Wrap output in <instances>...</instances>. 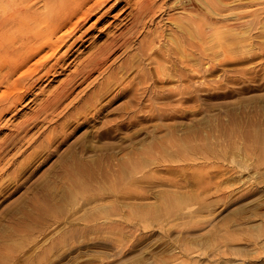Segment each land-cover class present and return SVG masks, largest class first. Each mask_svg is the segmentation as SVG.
Masks as SVG:
<instances>
[{
    "label": "rangeland",
    "instance_id": "rangeland-1",
    "mask_svg": "<svg viewBox=\"0 0 264 264\" xmlns=\"http://www.w3.org/2000/svg\"><path fill=\"white\" fill-rule=\"evenodd\" d=\"M44 1L0 0V23L46 13ZM107 1L64 65L35 58L0 87V264H264V0H199L206 16H191L214 34L205 56L195 41V68L158 78L117 68V52L83 82L87 53L128 25L127 0ZM181 1L158 3L185 17ZM69 78V99L34 121Z\"/></svg>",
    "mask_w": 264,
    "mask_h": 264
},
{
    "label": "bare ground",
    "instance_id": "bare-ground-1",
    "mask_svg": "<svg viewBox=\"0 0 264 264\" xmlns=\"http://www.w3.org/2000/svg\"><path fill=\"white\" fill-rule=\"evenodd\" d=\"M92 1L93 0H78L77 2L75 1V3H72V0H45L44 2L46 4V8H48L46 13L42 14L38 10L36 11L33 10L30 13L29 17L22 21H12V22L6 21L0 23V40H1V36L6 37V39H3L4 44L0 43V87L1 86L3 87L4 84L7 85L10 79L13 78L15 71H17L20 68L28 67V64L31 61H33L35 58L36 60L32 63V65H34L35 68H39L42 70L52 60H54V62L52 61L53 63L51 64L50 68H56L61 63L64 65L66 60L69 58L70 54L74 50V48L77 46L78 42L82 41L81 40L82 37L89 31L91 27H93L96 24L99 18L92 26H90L85 31L81 32L80 35H78L75 39L73 38L74 35L77 34L82 29L84 23L90 17L98 13L99 9H101L102 5L106 3L107 0H97L91 3ZM121 1L122 0H116L115 2L116 4H119L121 3ZM126 5L129 8L131 7L130 11L126 14V17L124 18L127 19L128 25H125L124 28H119L115 33L111 35L107 34L106 36L107 38L103 42L101 41V44L98 45L95 44V46H93L91 50L87 53V56L84 57V60L79 64V66L77 65L78 67L76 68H80V69L75 70L74 73L78 72L79 74L78 76L82 77L83 82L86 79H89V77L93 72L100 71L102 68L104 69L110 68L111 66L110 64H112L110 63V61L115 62L117 59H119L118 56L115 55L117 52H121L122 55L128 54V60L127 61L125 60V62L118 65L117 68H126V69L153 68V73L158 78H161L162 76L165 77L168 75V73H166L167 68H195L193 63V55H194L193 50L195 47V41L198 42L199 44L200 54L204 56L206 55L208 50L207 44L212 34H214V30L212 29L210 23L204 20V17L206 16L207 12L205 7L199 0H188V1L180 2L179 7H181L182 10L185 12V17H180V16L177 17L174 16L172 13L169 14L168 12H164L165 11L164 5L158 3V0H127ZM199 9L202 10L200 14L204 16L203 17L204 21L202 20L197 21L191 16L190 12L195 10L199 11ZM166 10L169 9L166 8ZM225 10L226 9H224L223 11L222 7L216 5L215 9L211 10V13L215 16L219 15L221 17L222 15H225L224 14ZM72 38L73 40H71ZM225 45H227V43ZM117 55H119V53ZM231 57L232 56L230 54V50L226 49L224 51V60L229 61L231 60ZM108 63L110 64L108 65ZM4 66L16 68V69L8 72L5 71L4 73H2L3 68L1 67ZM107 70L108 69H106V71ZM120 75L121 74H119V76ZM146 75L147 73H142L141 82L143 83L147 82L148 79L146 80ZM66 79L65 82H61V84L59 83L60 86L58 88L56 86L57 89L55 88L56 90L53 93H50V95L46 94L45 96L46 98H43L45 99L43 104L41 105L40 103L41 107L39 108L40 109L39 113L36 114L35 112L36 115L33 117L34 121L40 115H44V121H45L47 116H49L52 112H54L57 109V107L61 105L60 103L63 102L65 98L70 96L69 94L72 91V89H75L73 88L74 85H79L78 83H80L78 80L77 83L75 81V78H69L68 80ZM27 80L28 79H26V76L25 78L22 76L19 78V81L21 82L26 83ZM106 84L108 85L107 82ZM124 86H126V88ZM124 86H123L124 89H127V85L124 84ZM129 86H130V90L132 91L134 86L133 85L132 86L129 85ZM138 89L139 86L135 85L134 90H138ZM15 96L16 95L14 94L13 97ZM155 96L157 97L160 96V92L157 91ZM14 100L15 98H12L5 103L9 104V101H14ZM8 106L10 107V105ZM8 110L11 111V108ZM35 111L37 110L35 109ZM23 119H25V117ZM24 129L25 131L27 130L26 127L22 125L20 130L22 131ZM52 136L54 137L53 134ZM5 139L7 138L5 137ZM11 144L13 143H10V145ZM5 145L6 144L0 146L1 154L4 151V148L6 149ZM46 157L47 155L45 156V158ZM72 178H75V175ZM5 181H7V179ZM34 208L36 209V205L34 206ZM37 208L40 210L43 209L39 205H37Z\"/></svg>",
    "mask_w": 264,
    "mask_h": 264
}]
</instances>
